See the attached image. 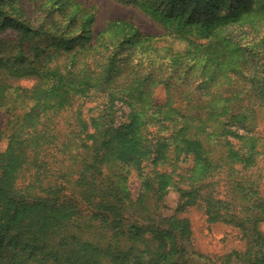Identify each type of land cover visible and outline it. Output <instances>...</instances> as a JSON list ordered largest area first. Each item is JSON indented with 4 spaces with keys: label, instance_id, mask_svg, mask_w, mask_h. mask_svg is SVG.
<instances>
[{
    "label": "trees",
    "instance_id": "obj_1",
    "mask_svg": "<svg viewBox=\"0 0 264 264\" xmlns=\"http://www.w3.org/2000/svg\"><path fill=\"white\" fill-rule=\"evenodd\" d=\"M50 1L78 34L67 36L69 26L60 36L44 34L25 0H0V109L12 117L10 129H0V264H264L260 177L243 176L260 152L253 120L256 108L264 110V5L255 8L262 17L238 22L229 15L213 26L214 10L235 0H120L166 17L171 43L183 46L177 55L195 60L186 71L202 62L197 71L209 77L208 88L222 80L220 88L234 90L223 100L228 109L235 92L249 95L248 107L230 113H218L212 94L208 110L183 114L173 94L197 77L184 73L175 81L179 61L166 63L168 49L153 47L161 35L125 19L94 33V7ZM152 52L171 76L155 70ZM24 80L33 86L16 84ZM160 85L168 96L155 104ZM256 96L261 100L250 105ZM67 112L71 120L62 128ZM189 155L191 168L175 169ZM147 158L172 169L142 177L134 198L121 165L138 169ZM219 174L231 189L220 198L213 196ZM172 187L180 193L177 212L201 208L209 223L239 229L245 249L216 257L187 250L189 220L156 216Z\"/></svg>",
    "mask_w": 264,
    "mask_h": 264
},
{
    "label": "rangeland",
    "instance_id": "obj_2",
    "mask_svg": "<svg viewBox=\"0 0 264 264\" xmlns=\"http://www.w3.org/2000/svg\"><path fill=\"white\" fill-rule=\"evenodd\" d=\"M80 3H83L85 6L94 7L95 13V23L92 26V30L94 33H97L99 30L103 28V26L113 19H125L134 23L138 29L145 34L152 35H161L162 37L156 38V45H153L154 48L168 49L165 55V61L168 63L170 60L177 58L179 61V66H176L178 72H173V77L177 83H180L184 78V73L186 76L188 75L190 79L194 80L197 77L196 83L194 85L188 84L184 88V93L182 94H173V104L175 103V107L179 108V112L183 114H195L197 112H205L208 110V107L204 106L205 103L210 100V96L213 94L217 96L216 100L220 101L219 107L216 108L218 113H224L231 111H235L242 106L249 105V95L247 92H235V100L236 104L231 102L230 108L226 107V103L223 102L224 99L228 97V94L231 95L232 91L226 90V88H220L223 81L221 80L218 87L216 89H210L209 77H204L201 72L197 71V68H203L204 63L200 62L197 64L195 68H190L189 71H186L190 67V63L195 61L191 54L182 53L181 55H177V51L179 48H183L178 44V41L171 43L172 38H170V33L168 30H164L167 25L164 23L162 19L166 18L162 15L160 11L150 12V10H146L141 6H138L134 3L128 4L123 3L120 0H77ZM25 4L27 5V10L29 12V16L34 20L38 21L37 23H42L44 34L60 36L64 31L68 28L69 37H73L74 35L79 33V29L75 26H72L71 22H69V15L67 14L65 17H62V13L58 12L57 5L53 3V1L48 0H25ZM260 5H264L262 0H235L231 5V8H221L214 10L213 20L211 25L219 26L222 23V20L225 16L235 15V17L239 20L238 22H247L248 20L262 17L263 13L255 10L256 7L259 8ZM157 17H156V16ZM36 27V26H35ZM169 36V37H166ZM198 43H201L200 41ZM138 47V46H137ZM187 47V44H186ZM138 51H136L135 55L138 56ZM134 55V54H133ZM182 56V61L180 59ZM150 59H146L144 65ZM152 66L158 73L162 75L171 76L168 70L159 69L160 68V58L157 52H152ZM193 60V61H192ZM207 75L208 72L204 71ZM235 78V77H233ZM209 82V83H208ZM232 82V81H231ZM230 82V83H231ZM18 85H24L27 87L33 86L34 81L32 80H24L16 82ZM214 84V83H213ZM204 85L203 87L198 89V86ZM196 88L194 89V87ZM230 85L227 86L229 88ZM181 91V90H179ZM193 91V92H191ZM191 92V93H190ZM209 93V96L207 95ZM167 95L166 89L160 85L155 88L154 93L152 95V100L155 104H163L165 102V98ZM258 100L255 101V99ZM260 97H253L250 105L253 103H258L260 101ZM254 106V105H253ZM88 107V105H87ZM13 113L16 116L22 114L21 108H17ZM11 115L6 113L5 110L0 109V129L8 130L11 125ZM71 120V113L67 112L61 116L60 126L65 128L69 125ZM160 128V127H159ZM253 128L256 133V137H258V150L260 151L256 155L257 164L249 167V171L244 174L245 180H253L255 178H259L257 181V189L260 192V195L264 197V110L256 108L255 118L253 120ZM156 129L158 127H151V132L156 133ZM166 134V130H162L160 135ZM236 142V140L232 139ZM238 143V142H236ZM7 144V140H3L1 143V148L4 149ZM190 154V153H189ZM191 155V154H190ZM188 157L185 161L179 162L178 165L175 166V169L178 170H187L192 166V158ZM192 156V155H191ZM122 171L125 175V183L126 187L130 193V196L137 197L141 190V182L142 177L146 175H151L153 171H165L170 170L172 167H168L166 164H158L156 165L152 158L142 159L140 164L138 165V169L130 167L126 164H122ZM181 169H179L180 167ZM260 175V176H259ZM258 176V177H257ZM213 181L216 182L214 188V197H219L225 191H231L230 185L227 179L224 181L223 175H217ZM187 186V183L184 182V187ZM180 202V193L176 187H172L168 190L167 195H165L163 202H161L156 209V216L169 217L171 215H177L181 218H187L189 220L190 225V238L188 241H185L184 244L190 252H196L199 254H203L205 256H223L229 254L230 252L237 251L242 252L245 249V240L241 237V232L239 229L233 227L232 225L226 224L221 221H217L214 223H209L207 221V217L199 207L189 206L182 212H177V205ZM260 225V227H259ZM258 227L264 233V226L262 223L258 224Z\"/></svg>",
    "mask_w": 264,
    "mask_h": 264
}]
</instances>
